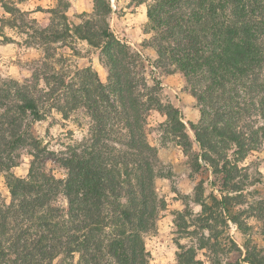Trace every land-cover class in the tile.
Returning a JSON list of instances; mask_svg holds the SVG:
<instances>
[{
	"label": "trees",
	"instance_id": "trees-1",
	"mask_svg": "<svg viewBox=\"0 0 264 264\" xmlns=\"http://www.w3.org/2000/svg\"><path fill=\"white\" fill-rule=\"evenodd\" d=\"M93 1L83 23L71 27L62 14L65 30L50 25L35 33L44 41L76 35L102 48L108 84L91 67L68 81L64 74L44 76L45 87L36 75L25 82L0 81V173L8 175L12 197L0 201V264H52L77 253L80 264H149L146 235L166 208L156 181L171 173L148 138V113H165L166 133L185 151L192 147L182 111L139 74L140 54L110 28L111 1ZM148 17L160 61L185 75L201 107L199 123H191L200 149L197 167L209 164L221 176L222 193H211L209 204L198 185L197 221L204 232L198 248L178 254L179 262L198 264L197 250L208 247L212 264H221L220 234L206 230L212 233L227 217L243 225L242 212H234L245 202L239 163L264 145V0H153ZM49 101L65 117L85 108L92 119L87 136L71 138L59 150L44 144L33 123L46 114ZM25 151L31 167L21 177L12 169ZM49 163L65 176L57 177ZM60 198L65 205L58 204ZM256 250L235 264H264Z\"/></svg>",
	"mask_w": 264,
	"mask_h": 264
},
{
	"label": "rangeland",
	"instance_id": "rangeland-1",
	"mask_svg": "<svg viewBox=\"0 0 264 264\" xmlns=\"http://www.w3.org/2000/svg\"><path fill=\"white\" fill-rule=\"evenodd\" d=\"M110 1L113 7L109 19L110 28L140 54L143 67L139 68V74L146 77L149 85L157 86L156 92L162 100L178 107L182 114L185 107L198 109L199 117L194 122L197 125L201 119V107L193 96L191 84L181 71L174 70L159 59L154 42L155 32L151 29L148 17V9L153 0L142 4L132 0ZM93 11V0H0V81L15 79L25 82L37 76L40 86L45 87L44 76L64 74L68 81L78 69L91 67L99 74L101 81L108 84L109 70L102 48L92 46L76 35L44 41L35 33L50 25L54 29L65 30L62 14L66 15L69 25L74 27L83 23ZM131 26L136 28L134 35H131L134 39L127 35V29L131 30ZM52 105L53 101H49L44 107L46 114L33 123L34 134L44 144H48L52 150H59L63 142H69L71 138L81 141L87 136L92 119L85 108L77 109L65 117ZM183 118L192 138L190 151H185L182 145L166 133L163 126L167 120L165 113L153 109L147 116L148 138L159 148L161 160L171 173L169 177L158 178L156 181L157 192L164 199L166 208L161 212L155 230L146 235L149 264H183L179 262L178 254L189 248H198V236L204 232L197 221L198 214L202 212L197 194L199 183L204 186L202 198L208 204L211 203V193L218 196L222 193L221 176H216L209 164L197 167L196 156L200 149L194 141V130L191 128L193 122L187 123L184 115ZM31 159L25 151L21 163L12 172L27 177ZM239 165L244 169L239 178L246 184L241 191L245 202L235 205L234 212H242L240 220L243 225L227 217L228 222L215 224L212 233L206 230V234H220L219 240L222 243L218 249L221 264H235L252 247L264 256V145L251 151ZM48 167L54 168L57 177L65 176L64 169L50 163ZM7 176L4 172L0 173V201L10 202L12 197L7 186ZM59 203L65 205L66 201L60 198ZM253 206L257 208V213L251 209ZM209 210L208 215L211 216L214 210ZM209 254L208 247L197 250L195 260L199 261L198 264H212ZM52 264H80V255L77 253L70 259L61 256Z\"/></svg>",
	"mask_w": 264,
	"mask_h": 264
},
{
	"label": "crops",
	"instance_id": "crops-1",
	"mask_svg": "<svg viewBox=\"0 0 264 264\" xmlns=\"http://www.w3.org/2000/svg\"><path fill=\"white\" fill-rule=\"evenodd\" d=\"M136 30V28L134 26H131V30L127 29V35L129 36L130 39H134V38H131L133 36L131 35H134L133 31ZM183 115L185 116V120L186 122L188 123L189 121L190 122H196L197 121V118L199 117V110L198 109H192L190 107H185L183 108Z\"/></svg>",
	"mask_w": 264,
	"mask_h": 264
}]
</instances>
